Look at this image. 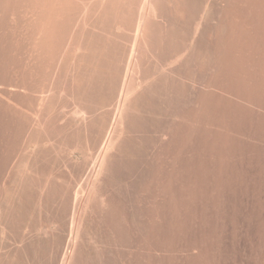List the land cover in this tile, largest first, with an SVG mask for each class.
Wrapping results in <instances>:
<instances>
[{"label":"bare ground","instance_id":"obj_1","mask_svg":"<svg viewBox=\"0 0 264 264\" xmlns=\"http://www.w3.org/2000/svg\"><path fill=\"white\" fill-rule=\"evenodd\" d=\"M263 139L264 0H0V264H168Z\"/></svg>","mask_w":264,"mask_h":264},{"label":"rangeland","instance_id":"obj_2","mask_svg":"<svg viewBox=\"0 0 264 264\" xmlns=\"http://www.w3.org/2000/svg\"><path fill=\"white\" fill-rule=\"evenodd\" d=\"M243 143L249 163L238 165L243 173L237 185L216 189L218 178L205 177L202 197L187 204L182 242L170 239L168 264H263L264 139L255 147Z\"/></svg>","mask_w":264,"mask_h":264}]
</instances>
